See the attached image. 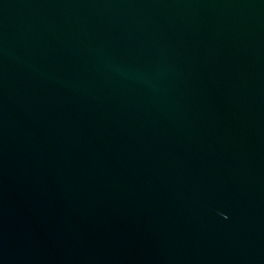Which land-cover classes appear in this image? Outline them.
Instances as JSON below:
<instances>
[{"label": "water", "instance_id": "water-1", "mask_svg": "<svg viewBox=\"0 0 264 264\" xmlns=\"http://www.w3.org/2000/svg\"><path fill=\"white\" fill-rule=\"evenodd\" d=\"M0 264H264V0H0Z\"/></svg>", "mask_w": 264, "mask_h": 264}]
</instances>
